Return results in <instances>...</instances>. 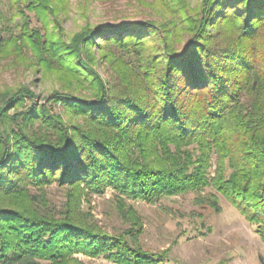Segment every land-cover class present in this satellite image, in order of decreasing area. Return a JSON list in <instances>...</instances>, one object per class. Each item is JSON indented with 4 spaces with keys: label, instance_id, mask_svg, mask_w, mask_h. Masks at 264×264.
Returning <instances> with one entry per match:
<instances>
[{
    "label": "trees",
    "instance_id": "1",
    "mask_svg": "<svg viewBox=\"0 0 264 264\" xmlns=\"http://www.w3.org/2000/svg\"><path fill=\"white\" fill-rule=\"evenodd\" d=\"M20 1L60 28L65 0ZM173 2L170 22L86 26L64 42L22 16L20 33L0 38L6 66L59 83L42 104L26 85L0 91V264L161 263L131 232L80 217V198L107 188L119 203L211 188L264 242V0H202L193 16ZM52 184L67 187L62 210L43 191Z\"/></svg>",
    "mask_w": 264,
    "mask_h": 264
},
{
    "label": "rangeland",
    "instance_id": "2",
    "mask_svg": "<svg viewBox=\"0 0 264 264\" xmlns=\"http://www.w3.org/2000/svg\"><path fill=\"white\" fill-rule=\"evenodd\" d=\"M173 1L65 0L64 10L57 15L60 26L57 29L51 18L40 20L26 8L24 2L0 0V38L6 40L10 34L18 35L22 28V16L27 18L29 29H38L43 34L46 26L49 32H55L64 42H69L86 26L93 28L147 20L170 22L178 18L177 13L171 15L168 12L169 7L176 8ZM201 1L185 0L188 16L199 13ZM164 4L169 6L168 9ZM3 43L0 42V46ZM95 56L99 64L101 55L97 53ZM6 61H0V91L6 86L26 85L39 97L37 103L42 104L48 95L59 90V83L54 77L36 71L34 67L6 66ZM106 68L103 62L97 66L100 76L110 80V72ZM26 104L29 105L28 102ZM47 106L52 113L66 118L62 107ZM13 113L11 110L10 114ZM214 161L213 158L209 170L211 175ZM66 188L52 184L43 190L50 207L63 209L67 200ZM213 196L218 212L208 201ZM120 204L125 205L120 207L122 212ZM79 211L83 221L109 235L131 232L143 251L163 256L159 264H264V242L256 233V227L211 188L162 198L153 203L141 200L119 203L113 191L107 188L103 194L82 196ZM73 258L76 261H71V264H113L103 258L92 259L80 254Z\"/></svg>",
    "mask_w": 264,
    "mask_h": 264
}]
</instances>
